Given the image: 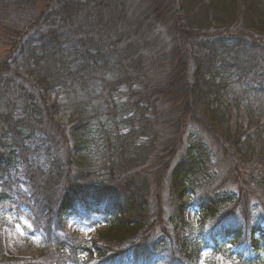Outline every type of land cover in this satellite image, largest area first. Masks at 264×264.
Masks as SVG:
<instances>
[{
  "label": "trees",
  "instance_id": "1",
  "mask_svg": "<svg viewBox=\"0 0 264 264\" xmlns=\"http://www.w3.org/2000/svg\"><path fill=\"white\" fill-rule=\"evenodd\" d=\"M141 1L142 7L128 0H0V206L29 209L28 220L41 233L33 243L40 253L36 264H198L205 252L264 264V226L249 228L247 235L242 224L219 220L224 207L264 210L261 113H253L246 127L257 132L238 129L235 139L218 137L239 158L250 157L244 159L249 167L233 169L245 173L235 190L199 198L190 191L209 162L201 144L190 145L172 164L190 124L209 134L213 125L229 131L222 67L202 64L194 48L212 53L208 40L224 41L218 30L232 24L240 4L247 8L249 30L233 35L250 41L258 62L256 82L243 93L262 94L264 104V43L251 44L264 35V0H188L186 13L178 0ZM132 9L134 18H126L123 10ZM153 34L167 42V55L152 47ZM160 70V87H151ZM49 94L68 102L61 107L66 125L52 119L59 105L48 104ZM18 99L23 110L10 115ZM80 101L74 111L72 104ZM41 146L45 156L35 154ZM165 174L176 200L168 225L162 203L152 201L153 186ZM14 175L25 181V191L10 187ZM114 197L120 203L101 204ZM192 203L202 227L210 220L220 227L207 236L203 229L192 233L185 217ZM69 221L98 223L104 231L100 239H81L67 230ZM245 234L250 247L242 250ZM20 261L5 254L0 235V264Z\"/></svg>",
  "mask_w": 264,
  "mask_h": 264
},
{
  "label": "rangeland",
  "instance_id": "2",
  "mask_svg": "<svg viewBox=\"0 0 264 264\" xmlns=\"http://www.w3.org/2000/svg\"><path fill=\"white\" fill-rule=\"evenodd\" d=\"M129 6H141V3L143 1L141 0H128ZM187 1L184 2V0H178L179 5L181 4L184 6L183 12H188V5ZM237 1V0H236ZM145 4V3H144ZM129 9V7H127ZM238 12L235 14L234 20L232 24L224 27L222 30H218L219 28H216L218 31H221L223 34H225L224 41H220L218 39L214 40L210 39L209 44L213 51L212 53H208L205 48L200 47L198 45L197 48H194V54L196 58H200L202 64L209 63L208 67H222L221 74L219 79L222 77L223 81L220 82L223 84L227 90V95L222 99L223 104L228 106V111L230 113V125H229V131H227L225 126H218L213 125L214 134H209L208 132L203 131L201 128H198L197 124H190L188 128H186V132L184 135V138L182 140V147L178 152V156L173 159L172 164L174 165L176 161H178L179 157L184 155L186 153V150L190 145L194 144H201L204 148H206V159L209 160V162L205 166V170L201 172V175H198L195 180L192 182V187L190 191L195 195L196 198L202 197V196H208L214 197L221 195L222 193H229L231 190H235L236 181L241 178V176L245 173L241 171L238 173H233L234 168H244L249 167V164L247 165L248 161L250 160V157L247 154H244L245 157L239 158V152H232L231 149L225 147L224 142L220 143L218 141V137L223 136H234L233 139H235V134H237L238 129L242 132L248 131L250 133L257 132L256 130H247V126L249 123V117L255 118L253 113H258L264 117V104L261 103L262 94H256L257 96L246 95L247 93H243L245 91V88H248L251 86V84L255 83L256 81L253 80V74L252 72L255 70L254 67L257 66L258 62L255 59V54L251 53L248 47V41L247 39H240L235 38L233 33L238 32H244L248 27L246 26V22L244 19V14L247 12V8L242 7L241 4L238 6ZM262 11L264 12V5L261 7ZM256 10V9H255ZM108 12L110 14L111 7L108 9ZM134 9L132 11H124L123 14L126 15V18L129 16H133L134 18ZM182 12V13H183ZM123 19V18H122ZM232 25V26H231ZM159 32V29H157ZM249 30V29H248ZM160 33V32H159ZM157 34V32H156ZM253 34V33H251ZM264 34V33H263ZM154 39H152L153 48H160V51L164 50L166 55L168 51H166V43L167 42H161L160 38H158L155 34H153ZM255 36V35H254ZM160 37L163 38V35L160 33ZM254 39H251V44L255 46H259L260 44L263 45L264 43V35L258 34ZM199 39V38H198ZM250 43V41H249ZM198 44H202L201 42ZM206 44V41L204 43V46ZM260 47V46H259ZM201 49H204L201 51ZM151 51H155L154 49H151ZM205 51V52H204ZM5 50L0 48V56L4 54ZM193 53V49H192ZM199 53H201L199 55ZM214 54H216V57H214ZM199 55V56H198ZM220 56V58H218ZM252 56V59H251ZM195 59V58H194ZM221 61H219V60ZM156 61V60H155ZM206 66V64H205ZM228 68V69H225ZM253 70V71H252ZM251 71V73H250ZM213 72L216 74L220 72V69L213 68ZM160 80L161 79V70L154 76V79L151 81L150 86L151 87H160ZM246 80V81H245ZM260 87V86H259ZM243 96H240V95ZM71 97V96H70ZM16 98V95L12 96V99ZM73 99L77 100V96L72 97ZM81 98H83L81 96ZM246 98V99H245ZM71 99V98H70ZM14 99L13 101H15ZM48 104L57 103L59 105L58 112L59 114L56 115L54 118V122L60 124V125H66L67 119L66 117L68 113L63 114V111L65 108H61L62 106L68 105V102L64 100V96L61 94L55 95V94H49L47 97ZM84 100V99H82ZM94 100L96 98L94 97ZM260 101V102H258ZM80 102H75L72 104V106L75 107L72 108L74 111L78 109L80 106ZM13 105V104H12ZM17 108H13L12 111L9 112L10 115H20L22 112V101L17 100L16 104ZM244 105L249 108L248 112H245ZM82 106V104H81ZM87 108V107H86ZM15 111L13 112V110ZM199 109V107H198ZM202 110V108H200ZM73 111V112H74ZM248 114V116H247ZM202 114L198 115L200 119L203 117ZM239 119H241V123H239ZM261 120L264 121V118ZM262 122V121H261ZM241 124L243 125L242 127ZM240 125V126H239ZM238 135V134H237ZM211 136V137H210ZM244 138L243 136H241ZM241 138V139H242ZM222 139V138H220ZM38 153H35L37 156H45L46 149L41 146V150L37 151ZM43 153V154H41ZM251 152H249L250 154ZM34 154V155H35ZM33 155V156H34ZM232 155V156H231ZM53 156H55L53 154ZM236 156V158H235ZM234 157V159H233ZM239 158V160H237ZM32 159H35L32 157ZM236 159V160H235ZM53 164V163H52ZM49 166V165H48ZM248 171V169H246ZM237 174V175H236ZM151 177L150 179H152ZM17 179L20 180V184L14 185L12 182H18ZM163 182L159 183L158 186L154 187L153 192V202H157L158 204L162 205V212H163V222L168 225L169 224V215L174 212V203L176 200L174 198H171L169 190H168V176L165 174L163 177ZM11 185H9L11 188L14 186L15 188H21L22 192L25 191L24 183L25 181L22 178H19L18 176L14 175L12 178ZM14 192H18L17 190H13ZM158 199V201H157ZM187 200V199H186ZM120 203V199L117 198H105L102 200L101 204H115ZM195 203H192L191 206L188 207L186 210V220L190 223L192 226V233L198 232L200 229L204 230V234L206 236L209 234V232L217 226L220 227V224L218 222H213L212 220L206 221L204 223V227L197 222V216H196V210L197 208L194 206ZM153 206V205H152ZM20 207V206H19ZM12 205L11 207L9 204L5 203L0 206V213H2V219L0 222V235L2 239V244L4 248V252L8 257H13L16 259H19V261L22 264H36V258H38L40 253L36 251L34 242L38 241L40 238L41 233L34 230L32 225L30 224V221L28 220L27 214L29 209H27L24 206H21L20 210H15ZM220 222H227V223H235L244 226L245 231H247V235L249 234V228L258 227V226H264V210H249L244 211L243 207L240 209H235L233 206L230 207H224V211L222 212V215L219 216ZM67 230L73 233H76V235L85 240H91V239H100L101 234L103 233L104 229L103 227L99 226L98 223H78L77 221H69L66 224ZM202 227V228H201ZM248 228V229H247ZM238 245V244H237ZM240 247V246H239ZM250 247V238L249 236L244 235V242L241 245L242 250H245L246 248ZM226 249L228 251H235L236 248L230 247L226 245ZM218 254L215 256H209L206 252L203 253L200 257L198 264H238L236 261L231 259L229 256Z\"/></svg>",
  "mask_w": 264,
  "mask_h": 264
}]
</instances>
